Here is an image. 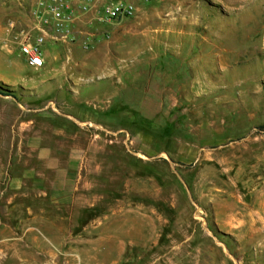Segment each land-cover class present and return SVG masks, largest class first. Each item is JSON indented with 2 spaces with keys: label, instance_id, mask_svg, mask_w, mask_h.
Segmentation results:
<instances>
[{
  "label": "rangeland",
  "instance_id": "374dc122",
  "mask_svg": "<svg viewBox=\"0 0 264 264\" xmlns=\"http://www.w3.org/2000/svg\"><path fill=\"white\" fill-rule=\"evenodd\" d=\"M126 1L34 68L0 0V264H264V0Z\"/></svg>",
  "mask_w": 264,
  "mask_h": 264
},
{
  "label": "built area",
  "instance_id": "2783aa9c",
  "mask_svg": "<svg viewBox=\"0 0 264 264\" xmlns=\"http://www.w3.org/2000/svg\"><path fill=\"white\" fill-rule=\"evenodd\" d=\"M81 11L89 8L87 2L80 0ZM134 6L126 0H108L100 9L101 16L98 19L106 22L120 20L130 17L133 14ZM29 15L34 19L36 33L32 35L29 31H22L19 41V51L26 62L34 67L40 68L45 63L43 44L45 38L50 36L57 41L73 40L72 22L77 16L74 8V0H35V4L30 8ZM14 24L9 23L13 29ZM85 38L82 47H88L93 35L84 32Z\"/></svg>",
  "mask_w": 264,
  "mask_h": 264
},
{
  "label": "crops",
  "instance_id": "0c3cea01",
  "mask_svg": "<svg viewBox=\"0 0 264 264\" xmlns=\"http://www.w3.org/2000/svg\"><path fill=\"white\" fill-rule=\"evenodd\" d=\"M108 0H83V2H87L89 4V8L86 11H81L80 9V0H74V8L77 12L76 18H74L72 22V31H79L84 35V32L81 31V28H77L81 23H86L88 25L90 20V15L97 14L98 11L102 8L103 4ZM32 3V2H31ZM35 4V0H33V3L31 7ZM89 16V17H88ZM94 16V15H93ZM34 21V19H32ZM49 45L48 38H45L44 44H43V52H44V58L47 57L46 53V46ZM253 224V231H255L256 235H263L264 234V216L261 215V213H251L250 214ZM242 223V222H241Z\"/></svg>",
  "mask_w": 264,
  "mask_h": 264
},
{
  "label": "trees",
  "instance_id": "16d2710c",
  "mask_svg": "<svg viewBox=\"0 0 264 264\" xmlns=\"http://www.w3.org/2000/svg\"><path fill=\"white\" fill-rule=\"evenodd\" d=\"M258 129H264V126H258Z\"/></svg>",
  "mask_w": 264,
  "mask_h": 264
}]
</instances>
